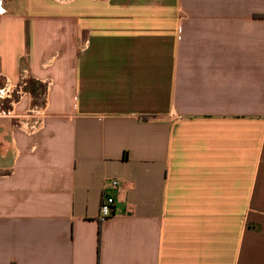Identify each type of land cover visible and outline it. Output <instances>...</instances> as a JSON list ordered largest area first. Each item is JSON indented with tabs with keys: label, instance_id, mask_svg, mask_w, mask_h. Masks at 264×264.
Here are the masks:
<instances>
[{
	"label": "crops",
	"instance_id": "obj_1",
	"mask_svg": "<svg viewBox=\"0 0 264 264\" xmlns=\"http://www.w3.org/2000/svg\"><path fill=\"white\" fill-rule=\"evenodd\" d=\"M100 227V264H264V0H0V264Z\"/></svg>",
	"mask_w": 264,
	"mask_h": 264
},
{
	"label": "built area",
	"instance_id": "obj_2",
	"mask_svg": "<svg viewBox=\"0 0 264 264\" xmlns=\"http://www.w3.org/2000/svg\"><path fill=\"white\" fill-rule=\"evenodd\" d=\"M119 187V182L113 180L109 182L104 189V195L100 206V221H105L110 218L115 212V191Z\"/></svg>",
	"mask_w": 264,
	"mask_h": 264
},
{
	"label": "rangeland",
	"instance_id": "obj_3",
	"mask_svg": "<svg viewBox=\"0 0 264 264\" xmlns=\"http://www.w3.org/2000/svg\"><path fill=\"white\" fill-rule=\"evenodd\" d=\"M3 7L12 10L14 14H21L27 7V0H3ZM45 91L46 90L40 92L41 96L38 97L40 100H43V96L46 93Z\"/></svg>",
	"mask_w": 264,
	"mask_h": 264
},
{
	"label": "trees",
	"instance_id": "obj_4",
	"mask_svg": "<svg viewBox=\"0 0 264 264\" xmlns=\"http://www.w3.org/2000/svg\"><path fill=\"white\" fill-rule=\"evenodd\" d=\"M34 92L38 94L39 90H36ZM101 241H102V229L100 227L98 232V264H100Z\"/></svg>",
	"mask_w": 264,
	"mask_h": 264
}]
</instances>
